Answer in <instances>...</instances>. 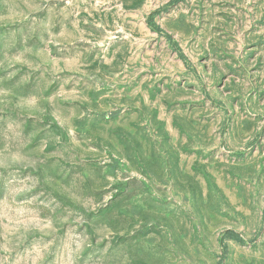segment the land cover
I'll use <instances>...</instances> for the list:
<instances>
[{
	"label": "rangeland",
	"instance_id": "rangeland-1",
	"mask_svg": "<svg viewBox=\"0 0 264 264\" xmlns=\"http://www.w3.org/2000/svg\"><path fill=\"white\" fill-rule=\"evenodd\" d=\"M0 264H264V0H0Z\"/></svg>",
	"mask_w": 264,
	"mask_h": 264
}]
</instances>
